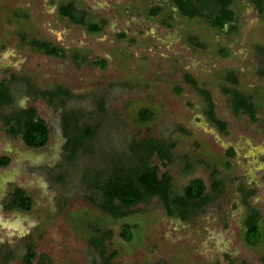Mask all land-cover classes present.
<instances>
[{"label": "rangeland", "instance_id": "obj_1", "mask_svg": "<svg viewBox=\"0 0 264 264\" xmlns=\"http://www.w3.org/2000/svg\"><path fill=\"white\" fill-rule=\"evenodd\" d=\"M68 3L101 32L62 17L59 8ZM232 10L234 24L218 29L182 16L171 0H0V81L14 98L0 107V159H9L0 167V264H27L30 246L31 264L41 256L48 264H101L100 230L112 233L104 245L115 255L111 264L264 263V14L251 0H232ZM21 36L49 41L66 58L44 55ZM230 73L238 81L233 88L251 97L255 123L232 112L223 91ZM187 75L210 94L225 132L209 120ZM56 88L71 94L64 107L34 95ZM30 107L49 129L42 149L6 133L4 118ZM142 110L152 114L149 122L140 120ZM71 113L79 128L95 129L72 159L63 128ZM147 140L174 146L166 165L152 159L159 176H170L173 193L192 179L204 182L209 202L187 220L167 216L157 197L125 219L91 204L88 176ZM15 189L31 199L29 212L5 209ZM250 208L259 213L254 245L246 243ZM127 223L131 241L120 236Z\"/></svg>", "mask_w": 264, "mask_h": 264}, {"label": "trees", "instance_id": "obj_2", "mask_svg": "<svg viewBox=\"0 0 264 264\" xmlns=\"http://www.w3.org/2000/svg\"><path fill=\"white\" fill-rule=\"evenodd\" d=\"M178 12L187 18H204L212 27L224 29L234 24L235 14L232 10V0H171ZM259 12H264V2L262 0L251 1ZM60 15L73 24L79 25L88 32L96 34L101 32V26L90 23L86 20L84 12L77 10L73 3H68L59 8ZM152 15L157 14V9L150 12ZM22 42L35 48L44 55L65 59L66 51L46 40L27 39L21 36ZM193 43V42H192ZM194 45L196 43H193ZM198 45V44H196ZM261 54V75L264 74V50ZM99 65L104 67V62ZM188 84L192 85L196 92L202 97L207 104V116L209 120L218 128L219 131L225 132L227 124L218 119L214 114L213 102L210 94L201 89L197 82L190 76L185 77ZM227 83L229 87L223 91L231 97V110L235 115H246L252 123L256 122V108L251 101V97L246 96L243 92L233 88L238 85L237 79L230 73L227 74ZM50 105L64 107L67 100L71 97L69 91L56 88L53 91H44L38 94ZM14 98L11 90L4 81H0V107H6L13 104ZM152 114L145 110L140 112V120L149 122ZM79 116L77 114H65L63 116V128L68 139L67 150L69 158L72 159L83 141L91 140L94 137V128H79L77 126ZM6 133L12 138L20 139L27 147L33 149H42L49 140V129L46 122L37 116L33 107L12 112L4 118ZM173 144H166L158 140H147L142 144H136L131 150V156L119 160L112 167L101 173H93L88 176L87 181L94 197L90 200L91 204L99 211L106 214L108 218L125 219L131 216V208L146 202L147 200L157 197L169 217L177 216L182 220H187L193 213L202 209L209 202L205 196L206 187L201 179H192L184 187L181 194L172 192L171 178L168 174L159 176L158 168L152 165V159L157 158L161 163L170 160V152ZM9 163L8 158L0 159V167H6ZM250 194L253 192H249ZM32 207V201L21 189H15L8 203L5 204L7 210H17L29 212ZM249 208V207H248ZM251 209V208H250ZM258 212L254 209L245 218L246 243L254 245L256 241L252 235H256V222ZM131 225L124 224L120 236L125 241H131ZM98 238L95 240V246L103 259L101 264H111L115 258L114 254L107 256L104 248L105 242L112 237L110 231H98ZM36 257L33 247L28 249V257L25 259L27 264H31L32 259ZM38 264H48L45 257L41 256Z\"/></svg>", "mask_w": 264, "mask_h": 264}, {"label": "flooded vegetation", "instance_id": "obj_3", "mask_svg": "<svg viewBox=\"0 0 264 264\" xmlns=\"http://www.w3.org/2000/svg\"><path fill=\"white\" fill-rule=\"evenodd\" d=\"M252 1V0H251ZM262 2H264V0H262ZM252 3V2H251ZM252 6L255 8V10H257V8L255 7V5L252 3ZM257 12L258 13H260V14H264V12L263 13H261V12H259V10H257ZM252 209V208H251ZM244 222H245V218H244Z\"/></svg>", "mask_w": 264, "mask_h": 264}, {"label": "crops", "instance_id": "obj_4", "mask_svg": "<svg viewBox=\"0 0 264 264\" xmlns=\"http://www.w3.org/2000/svg\"><path fill=\"white\" fill-rule=\"evenodd\" d=\"M264 261V260H263ZM264 264V263H263Z\"/></svg>", "mask_w": 264, "mask_h": 264}]
</instances>
